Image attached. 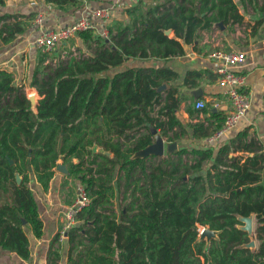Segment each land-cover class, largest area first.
Wrapping results in <instances>:
<instances>
[{"label": "trees", "instance_id": "obj_1", "mask_svg": "<svg viewBox=\"0 0 264 264\" xmlns=\"http://www.w3.org/2000/svg\"><path fill=\"white\" fill-rule=\"evenodd\" d=\"M43 1L59 10L84 2ZM240 8L264 13V0H161L127 8L131 21L107 26V37L78 32L94 45L88 56L60 59L56 50L52 65L39 53L29 81L36 113L24 85L0 69V249L30 257L25 229L39 238L43 222L29 182L47 191L61 160L90 198L67 232L65 264H264V144L245 127L217 149L182 146L158 160L135 156L153 143L152 128L168 143L203 139L222 127L226 114L210 103L195 109L189 99L188 114L204 118L184 124L178 86L157 90L177 72L126 65L181 56L200 30L244 23ZM25 16L0 14V45L25 31ZM263 20H254L251 35ZM204 75L216 80L214 72L188 70L183 84L194 87ZM250 214L255 249L243 246L249 237L238 227V217ZM201 226L219 231L217 238L199 239ZM59 236L50 241L47 264H63Z\"/></svg>", "mask_w": 264, "mask_h": 264}, {"label": "crops", "instance_id": "obj_2", "mask_svg": "<svg viewBox=\"0 0 264 264\" xmlns=\"http://www.w3.org/2000/svg\"><path fill=\"white\" fill-rule=\"evenodd\" d=\"M160 1L84 0L82 6L79 8L71 7L59 10L43 0H4V3L0 5V14H24L26 16L23 18V21L27 23V26L25 31L18 34L11 42L0 45V69L9 71L14 77L16 84L24 85L27 94L31 92H35L36 94V90L28 91V88H32L29 85L30 76L41 52L34 45V39L42 31L66 25L80 16L87 15L90 9L98 6L110 7L111 17L108 20L107 26L127 24L133 16L132 13L126 11L127 8L138 7L142 9ZM259 1L260 3L262 2V0ZM239 11L243 13L241 8ZM37 13L42 14V19L39 22L36 21ZM243 15L244 22L249 20V22L254 23V20L257 18L264 19V13H254V20H251V17H246V13ZM237 26V24L230 26L214 23L209 30H200L199 37L192 44H184V54L181 56L166 60H130L126 65L162 66L176 71L178 74L177 78L163 84H165L164 89L169 85L178 86L179 93L184 99L180 103L177 113L185 124L204 118L203 114H200L198 118H192L186 111L185 103L191 99V105H194L196 98L193 95V91L197 89H202V95L199 97H202L206 103L212 104L219 101V108L214 109L213 107V110L219 109L225 112V109L229 105L226 98L222 96L221 89L217 85L216 80L212 81L209 76L204 75L201 80H198L196 86L189 87L183 84L186 72L188 70H208L213 73L214 65L207 54L215 47L245 51V64L238 70L245 75L243 89L250 95V108L240 122L239 130L245 127L249 128L250 131L255 132L256 137L264 144V116L261 114L264 107V20L255 35L248 33L246 34L247 38L242 36L243 39H239L235 35L236 33L233 32V30H238ZM157 133L164 139L165 144L168 143L160 132ZM177 143L178 146L181 143L185 147L188 144H191L192 147H203L196 144L203 145L204 140L184 136ZM59 162L62 163L61 160ZM67 177L71 176L56 171L47 191H43L34 179L31 180L30 186L31 184L35 185L34 193L38 201L39 215L43 222L42 235L36 238L31 232L27 233L30 248V257L28 259H22L13 252L0 249V264H47V251L50 241L56 233L60 232L63 225V216L61 218L60 214L71 203L70 198L66 199L63 194L64 186L62 182ZM56 180H59V183H55ZM59 243L62 263L65 264L68 247L67 237L60 240Z\"/></svg>", "mask_w": 264, "mask_h": 264}, {"label": "built area", "instance_id": "obj_3", "mask_svg": "<svg viewBox=\"0 0 264 264\" xmlns=\"http://www.w3.org/2000/svg\"><path fill=\"white\" fill-rule=\"evenodd\" d=\"M109 16L110 7L92 8L87 15L80 16L66 25L42 31L34 39V45L41 52L51 55L54 54L58 46L65 44L80 31L94 30L96 34L107 37V27H101L98 22L108 19ZM41 19L42 14L37 13L36 21L39 22ZM207 56L213 62V72L216 74V83L221 89V94L229 104L228 108L225 109L226 118L222 127L211 136L203 138V147L215 148L239 131L240 122L250 108V95L243 89L245 75L238 70L245 64V51L215 47L208 52ZM193 106L195 109H202L206 106V102L203 99H197ZM211 106L219 108L220 103L216 101ZM89 202L90 198L85 188L82 185L79 186L75 201L64 211L63 225L59 232L60 240L67 237L68 230L75 224L77 212L87 206Z\"/></svg>", "mask_w": 264, "mask_h": 264}, {"label": "rangeland", "instance_id": "obj_4", "mask_svg": "<svg viewBox=\"0 0 264 264\" xmlns=\"http://www.w3.org/2000/svg\"><path fill=\"white\" fill-rule=\"evenodd\" d=\"M243 12L246 13V15H245L246 17H251V20H254V17H255L254 16V13H257L255 11H253L251 8H247L246 11H243ZM110 17H111V12H110L109 18ZM109 18L106 19V20H101L100 22H98V24L101 27H103V26L104 27H107V23H108ZM252 25H254V24L251 23V22H249V20H247V21H245L242 24H238V26H237V29L238 30L237 31L233 30V32L236 33L235 35L238 36L239 39H243L242 36H245L247 38L248 36L246 34H248V33H250L252 31V27H251ZM93 46H94L93 44H90L89 45V44L83 43L82 40H80L77 37V35H75L74 37H72L71 39H69L65 44H62L61 46H58L57 47V50H58L57 52L60 54L59 55V58L60 59H68L70 54H73V55H75L77 57H79L81 55L88 56V54H91V52L93 50ZM57 59H58V56L57 55L51 54V55H48L47 61L49 62V64L54 65L56 63ZM33 90H35V89L33 88ZM36 95H37V93H36ZM37 97H38V95H37ZM185 104H186V107H187L188 102H186ZM196 120H198V119H196ZM157 132L158 131H156V133ZM182 145L183 144H181V143L179 144L180 147H182ZM196 145L202 146L201 144H196ZM187 147L188 148H191L192 146H191V144H188ZM214 149H217V147H215ZM166 155H167V153L165 152L162 156H158L155 159L158 160L160 158L165 157ZM74 179L72 177H67V178H64V180L62 182V184L64 186L63 187L64 188V190H63L64 197L66 199L70 198V200H71V203L68 205V207H70L73 204V202L75 201L76 196H77V189L79 188V186H81V184L79 183V181L78 180H74ZM61 180H62V178H61ZM61 180H60V183H61ZM57 182L59 183V180H56L55 183H57ZM29 185H30V182H29ZM31 186H32L31 187L32 190L35 191V185L34 184H31ZM122 205L123 204H122L121 196L118 195V198H116V200L114 202V208L116 210H120L121 207H122ZM68 207H66L65 210ZM65 210H63V213L60 214L61 218L64 215V211ZM76 221L77 220L75 219V222ZM77 223H78V221H77ZM253 225L255 226L254 218H253ZM200 229H201V227H200ZM25 230H26V234L30 232L29 231V228H26Z\"/></svg>", "mask_w": 264, "mask_h": 264}, {"label": "water", "instance_id": "obj_5", "mask_svg": "<svg viewBox=\"0 0 264 264\" xmlns=\"http://www.w3.org/2000/svg\"><path fill=\"white\" fill-rule=\"evenodd\" d=\"M164 33L166 35H169L171 33V30H165ZM165 88V84H161L157 90L160 91L162 89ZM193 95L195 98H198L199 96L202 95V89H197L195 91H193ZM27 98L30 101V110L33 111L34 113H36V105H37V96L35 94V92H31L29 94H27ZM215 109V108H214ZM152 134L154 136V141L153 143H151L150 145H148L146 148H144L143 150L139 151L138 153H136L135 156H146L149 154H153L156 156H162L165 152L168 153H172L173 151H175L178 148V144L176 141L174 142H169L165 144L164 139L158 135V133H156L155 129H151ZM10 163H12V160H10ZM56 171L63 173V174H68V169L66 168V164L64 163H58L56 166ZM15 178L17 183H20V176L18 174L17 171H15ZM253 214H250L249 216L243 217V216H239L238 219L242 222L241 225H239L238 227L242 230H244L248 237H249V241L244 244V247H248L251 249H255L256 247V242H255V238H254V225H253ZM219 231L217 230H212L209 227H203L201 226V231L199 232V239H205L207 243L210 242V240L212 238H217V234Z\"/></svg>", "mask_w": 264, "mask_h": 264}]
</instances>
